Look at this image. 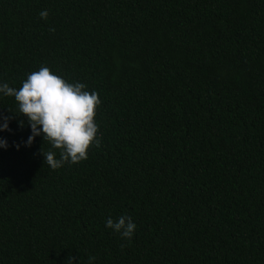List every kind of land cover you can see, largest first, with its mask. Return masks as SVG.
Listing matches in <instances>:
<instances>
[{
    "label": "trees",
    "instance_id": "obj_1",
    "mask_svg": "<svg viewBox=\"0 0 264 264\" xmlns=\"http://www.w3.org/2000/svg\"><path fill=\"white\" fill-rule=\"evenodd\" d=\"M41 66L102 140L53 170L0 94V264H264V0H0V84Z\"/></svg>",
    "mask_w": 264,
    "mask_h": 264
},
{
    "label": "clouds",
    "instance_id": "obj_2",
    "mask_svg": "<svg viewBox=\"0 0 264 264\" xmlns=\"http://www.w3.org/2000/svg\"><path fill=\"white\" fill-rule=\"evenodd\" d=\"M43 19L48 18V11L39 13ZM50 31H55L54 28ZM0 94L14 97L18 115L27 117L31 127V135L25 142L31 146L36 136H43V140L51 145V149L59 150V158L53 150L41 151L45 163L53 170L61 168L65 163L76 164L88 159L92 146L99 147L102 134L96 122L97 110L102 104L100 96L95 91L87 90L84 83H70L63 77L53 73L49 67L41 66L23 81L17 89L7 83L0 84ZM9 111H13L9 108ZM14 117L0 113V131H11L9 121ZM21 127L25 121L20 120ZM6 139L0 138V148H8ZM19 149L20 144H16ZM106 226L131 241L137 225L130 216L121 215L116 220L109 216ZM127 245H121L123 249ZM89 264L96 260L89 256ZM66 264H76V257L71 254Z\"/></svg>",
    "mask_w": 264,
    "mask_h": 264
}]
</instances>
